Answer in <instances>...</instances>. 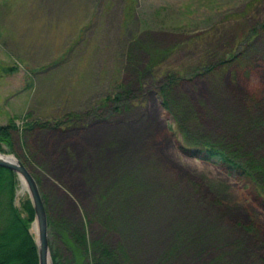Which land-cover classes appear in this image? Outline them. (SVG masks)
I'll return each instance as SVG.
<instances>
[{"label":"rangeland","instance_id":"1","mask_svg":"<svg viewBox=\"0 0 264 264\" xmlns=\"http://www.w3.org/2000/svg\"><path fill=\"white\" fill-rule=\"evenodd\" d=\"M7 125L52 264H264V0H0Z\"/></svg>","mask_w":264,"mask_h":264},{"label":"trees","instance_id":"2","mask_svg":"<svg viewBox=\"0 0 264 264\" xmlns=\"http://www.w3.org/2000/svg\"><path fill=\"white\" fill-rule=\"evenodd\" d=\"M12 128V125L0 126V152L4 153L2 144L9 143L8 131ZM204 150L203 155L200 151L189 154L222 168L230 176L244 170L218 147L207 145ZM0 181V264H38L36 244L33 235L29 233L34 221L32 206L29 200H23L19 208L13 205L14 187L18 183L13 172L0 168Z\"/></svg>","mask_w":264,"mask_h":264},{"label":"water","instance_id":"3","mask_svg":"<svg viewBox=\"0 0 264 264\" xmlns=\"http://www.w3.org/2000/svg\"><path fill=\"white\" fill-rule=\"evenodd\" d=\"M0 168L13 172L15 175H17L19 181H23L25 185V191L29 195L34 212V241L37 248L38 264H48L49 258L51 261L48 245V221L36 182L25 166L12 156L0 154Z\"/></svg>","mask_w":264,"mask_h":264},{"label":"crops","instance_id":"4","mask_svg":"<svg viewBox=\"0 0 264 264\" xmlns=\"http://www.w3.org/2000/svg\"><path fill=\"white\" fill-rule=\"evenodd\" d=\"M54 130L57 133H53L52 135H57L59 138H61V141L65 140V139H68V143L69 144L67 143V146L74 147L75 149L77 148V145L76 144L79 142V139H81L84 136V134L86 135L88 133V131H89L87 129L88 131L85 130L84 134H81L80 132L84 130V129H81V128L80 129H77V128L76 129L75 128H63V129H60V128H58V129H54ZM48 136H49V134H48ZM43 142L44 143L45 142H48V139H46V140L44 139ZM72 144H73V146H72ZM33 146H36V144H34ZM59 147H60V145H59ZM43 148L40 149L41 151L39 150V157L40 158H43L44 157V155H43L44 153L43 152L45 150L47 151L48 154H49V151L51 150L50 147H49V145H47V144H46V149H43ZM37 149L38 148H35V150H37ZM44 160H45V158H43V161ZM45 161L48 162L49 160H45ZM57 162H59L57 159L56 160H52V161H50V164L49 165L53 166ZM67 163H68V161H67ZM56 169H57V167H56Z\"/></svg>","mask_w":264,"mask_h":264},{"label":"bare ground","instance_id":"5","mask_svg":"<svg viewBox=\"0 0 264 264\" xmlns=\"http://www.w3.org/2000/svg\"><path fill=\"white\" fill-rule=\"evenodd\" d=\"M21 189H22V191L24 192V190H25V185H24V183H23V181H21ZM20 193V192H19ZM32 232L33 233H35V226H33V228H32ZM48 264H51V261H50V258L48 259Z\"/></svg>","mask_w":264,"mask_h":264}]
</instances>
